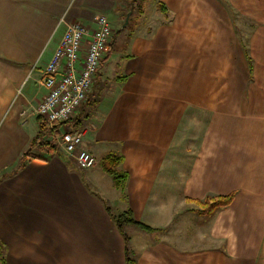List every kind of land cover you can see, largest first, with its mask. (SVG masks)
Here are the masks:
<instances>
[{"label": "crops", "instance_id": "0c3cea01", "mask_svg": "<svg viewBox=\"0 0 264 264\" xmlns=\"http://www.w3.org/2000/svg\"><path fill=\"white\" fill-rule=\"evenodd\" d=\"M131 2L0 0V264H126L124 234L133 264H264V0ZM101 14L109 51L62 124L96 164L39 149L15 170L66 25ZM110 152L121 190L99 163ZM126 210L150 229H118Z\"/></svg>", "mask_w": 264, "mask_h": 264}, {"label": "built area", "instance_id": "2783aa9c", "mask_svg": "<svg viewBox=\"0 0 264 264\" xmlns=\"http://www.w3.org/2000/svg\"><path fill=\"white\" fill-rule=\"evenodd\" d=\"M95 27L90 30L81 23H70L59 40L43 71V85L47 93L38 104L36 113L52 130V138L59 151L71 156L79 170L95 165L89 151L79 148L82 132L55 124L69 120L86 100L103 58L112 39V28L105 15L94 17ZM85 54L81 59V51Z\"/></svg>", "mask_w": 264, "mask_h": 264}, {"label": "trees", "instance_id": "16d2710c", "mask_svg": "<svg viewBox=\"0 0 264 264\" xmlns=\"http://www.w3.org/2000/svg\"><path fill=\"white\" fill-rule=\"evenodd\" d=\"M143 2L144 0H132L130 5L133 6L132 7L133 9L139 11L142 8ZM69 120L65 122L56 123L54 126L55 129H59L60 127H62V124L68 122ZM51 135H52V130L42 120V123L39 126L37 134L32 138L28 149L23 153L15 170H19L23 168L28 159L35 157V154L33 153L34 150L40 149L46 151L48 154L51 155L53 154L62 155V153L59 151L56 144L52 140ZM121 161H122V156L114 152L107 153L99 161L102 170L111 177L114 187H116L118 190H121L123 188L124 183L126 181V174L119 168ZM231 199H232L231 196H224V197L219 196V197L207 198L203 202H199L200 209L198 211L203 214L211 213L212 211H214L219 207L227 206L230 203ZM113 218L115 220L116 226L120 230L122 229V226L127 223H131L141 228L150 229L148 226H145L135 221L131 216L130 210H126L125 212L118 213L114 215ZM124 239L126 243V264H133L134 258L131 255H129V250L127 246L128 237L125 234H124Z\"/></svg>", "mask_w": 264, "mask_h": 264}, {"label": "water", "instance_id": "95a60500", "mask_svg": "<svg viewBox=\"0 0 264 264\" xmlns=\"http://www.w3.org/2000/svg\"><path fill=\"white\" fill-rule=\"evenodd\" d=\"M130 14H131V11H129V12L127 13L126 18H125L124 25L127 24V22H128V18H129V16H130Z\"/></svg>", "mask_w": 264, "mask_h": 264}, {"label": "rangeland", "instance_id": "374dc122", "mask_svg": "<svg viewBox=\"0 0 264 264\" xmlns=\"http://www.w3.org/2000/svg\"><path fill=\"white\" fill-rule=\"evenodd\" d=\"M51 138H52V135H51ZM52 140H53V138H52Z\"/></svg>", "mask_w": 264, "mask_h": 264}]
</instances>
